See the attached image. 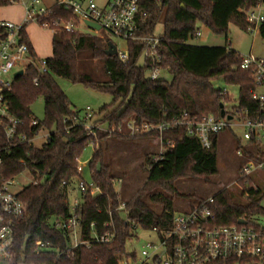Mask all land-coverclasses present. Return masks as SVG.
I'll list each match as a JSON object with an SVG mask.
<instances>
[{
	"label": "trees",
	"instance_id": "16d2710c",
	"mask_svg": "<svg viewBox=\"0 0 264 264\" xmlns=\"http://www.w3.org/2000/svg\"><path fill=\"white\" fill-rule=\"evenodd\" d=\"M259 4H264V0H161L159 3L142 0L143 10L155 12L159 18L165 13L159 53L161 68L171 75V81L150 80L149 70L140 63L144 44H128L127 62H122L117 55L109 57L106 34L68 33L58 26V22H73L79 26V19L72 10L58 3L51 7L48 21L57 33L52 40L53 54L47 58L48 72L40 74L36 66H31L26 75L15 80L8 95L12 113L21 121V133L32 138L40 127L51 132L49 141L40 148L26 143L12 150L3 168L7 180L28 172L40 181L38 185L26 186L19 194L26 214L16 227L10 264H120L124 259H135V255L127 253V245L135 237L137 226L155 232L159 237L173 228L175 200L188 198L179 192L177 183L181 180L209 181L219 173V135L213 138V146L207 150L196 137L188 135L186 127L173 128L162 137L165 142H174V148L161 159L159 156L156 160L146 158L143 168L147 172V181L130 201L124 202L116 192V180L110 174L102 149L108 133L99 131L100 141L97 142L87 136L82 125L70 127L71 123L69 126L64 124L66 119L80 116V112L74 109L57 79L112 95L113 105L101 109L103 117L100 121L107 129L116 127L123 132L128 131L127 125L132 120L139 125L162 124L178 119L184 113L193 121L205 116L220 118V106L224 104L226 108L230 99L226 90L216 88L215 82L219 80L239 88L240 108L255 110L258 104L251 96L255 88L252 73L241 68L242 55L231 48V43L228 42L226 47H202L190 42L198 38L200 25L227 38L231 24L249 30L245 13ZM9 5L11 0H0V9ZM26 29L23 30V41L35 58ZM258 31L264 39V22ZM35 78L39 80L38 85L34 83ZM39 97L44 100L45 116L35 127L31 126L35 119L31 106ZM123 135L125 133L115 130L114 138L131 139ZM160 136L153 133L141 138L159 139ZM93 141L96 151L89 166L92 184L100 187L101 194H86L81 198V239L94 241L95 234L106 231L107 223L116 231L117 239L107 245L92 242L89 248L85 245L74 247L73 235L56 228L55 222L70 216L74 184L78 179L83 180L78 172L81 156ZM5 142L0 132V143ZM247 154L255 158L252 152ZM99 164L101 172L98 171ZM238 182L246 188L249 203L234 204L227 190H222L209 205L213 213L211 225L233 226L240 220L248 221L249 216L264 215L262 191L251 187L250 177L240 178ZM206 201H199L186 213ZM122 204L125 208L120 210ZM39 241L48 244L47 250L40 254L36 250Z\"/></svg>",
	"mask_w": 264,
	"mask_h": 264
},
{
	"label": "built area",
	"instance_id": "2783aa9c",
	"mask_svg": "<svg viewBox=\"0 0 264 264\" xmlns=\"http://www.w3.org/2000/svg\"><path fill=\"white\" fill-rule=\"evenodd\" d=\"M160 2L161 0H154ZM19 3L25 9V19L22 24L0 20V132L6 142L0 143V261L9 262L13 258L15 244V231L19 222L26 214V207L19 197L20 192L13 190L17 184V178L5 179L3 168L8 155L12 150L19 149L23 144L34 145L37 139L49 141L51 132L40 127L32 138L20 132L21 121L11 110L8 95L17 79L16 73L23 71L24 75L31 66H36L40 74L48 72L47 59L35 60L30 54V47L23 41V30L31 23H36L42 29L49 31L53 36L57 29L53 27L48 18L50 9L42 6L41 0H11V4ZM142 0H61L59 5L72 10L79 19V26L73 22H58V26L68 33L82 32V26L100 34L102 31L116 46L117 56L122 62L129 60L128 44L131 42L144 44L141 63L149 70V78L159 81L162 56L159 46L162 36H155L156 23L153 14L141 8ZM264 5L259 4L248 10L246 21L250 25L249 31L255 33L264 22L261 14ZM259 12V13H258ZM86 22L97 24L100 31L92 29ZM200 33L197 34L200 37ZM126 43L127 51L118 49L113 41ZM241 68L252 73L255 88L251 92L252 99L258 104V108L250 110L238 107L227 116L233 117L229 121L227 117L216 118L205 116L201 120L193 121L186 113L182 117L168 123L139 125L132 120L128 123L127 135L131 138L141 137L153 133H159L161 144L160 159L175 144L172 141L165 142L162 135L173 128L186 127L189 136L196 137L202 146L210 150L213 146V138L220 135L232 126L244 128V140L252 147L255 158L249 157V161L241 171V178H249L253 173L264 171V58L254 55L241 56ZM35 85L39 84L38 78L34 79ZM238 117V119H236ZM70 127L83 126L87 136L97 139V132H112L98 126L94 122V113L90 108L85 116H75L64 121ZM39 121L34 119L31 126H38ZM67 126V129L69 128ZM94 146L95 143L91 142ZM81 162L78 166L79 174H83L84 167ZM25 173V172H24ZM23 174V173H22ZM35 179L31 184L38 185ZM65 185V183H64ZM75 190L71 194L70 216L66 220H58L55 227L69 231L73 235L74 247L85 245L91 247V243L111 244L117 239V233L109 223L105 224L106 231L101 235H94V241L81 239V222L79 209L83 195L101 194L98 185L88 184L82 179L76 181ZM258 191V189H256ZM249 196L248 193L245 195ZM214 202L211 198L194 211L176 215L173 228L162 232L158 244L149 243L143 247L142 255L145 261L139 264H149L152 253H162L154 258V264H264V226L251 224L246 220L244 225L216 227L211 225L213 213L209 207ZM125 204L120 206V210ZM95 224L92 225V228ZM48 244L39 241L36 244L37 253L47 250ZM152 251V252H151ZM134 260V259H133ZM120 264H130V258L124 259Z\"/></svg>",
	"mask_w": 264,
	"mask_h": 264
},
{
	"label": "rangeland",
	"instance_id": "374dc122",
	"mask_svg": "<svg viewBox=\"0 0 264 264\" xmlns=\"http://www.w3.org/2000/svg\"><path fill=\"white\" fill-rule=\"evenodd\" d=\"M98 1L101 2V0ZM55 3L56 0H41L42 6L47 9H50ZM20 7L22 8L23 6L19 3L3 7L0 9V17L9 20L11 17L21 13ZM261 14L264 15V10ZM152 17L156 23L154 34L155 36L160 37L164 33L165 13H163L160 18L157 13H154ZM27 27H29L31 40L37 52V54L35 53L36 57L34 59L46 60L51 57L53 54V35L49 31L39 27L36 23H31ZM199 27V33L201 35L190 42L192 45L202 47H211L212 45L215 47H226L229 42L231 43V48L242 56L254 55L256 57L264 58V39L258 30L255 33H251L249 30H243L242 28L231 24L227 38L226 36L214 34L204 25H200ZM82 31L87 34L95 35L94 31L85 26H82ZM101 34L105 33L102 31ZM113 41L118 45L119 50L127 51L126 43L118 40ZM31 57L32 56L29 58L31 59ZM140 62L143 63V60ZM160 79L171 81L172 77L167 72H162L160 74ZM57 81L61 89L69 97L74 109L80 112V116H85L86 110L90 108L94 113L95 124L107 129V126L100 121L103 117V114H101L100 111L105 106L113 105L114 98L112 95L92 88H87L81 84H74L66 79L58 78ZM215 86L217 89L226 90L229 93L230 101L226 104V110L228 112H232L234 108L238 107V87L227 86L221 80L216 81ZM31 111L36 120L44 119L45 104L42 97H39L32 104ZM236 119H238V117ZM113 129L119 133H125V135H123L125 137L128 136L126 135L128 131L123 132L122 129H117L116 127L108 130ZM244 131V128L232 126L219 135L217 140L219 173L216 176H213L209 181L181 180L177 183L179 192L183 196H188V198H177L175 200L176 215L190 211L191 208L201 200L214 198L222 190H227L228 195L234 204L247 205L249 203L248 198L245 196L246 188L238 182L241 178L242 169L249 161L247 153L252 149L247 141L244 140ZM98 132L97 142L100 141ZM100 132L108 133L109 136L105 138L106 140L102 144V149L106 157V163H108L110 167V174L116 180V192L124 202L130 201L146 183L147 172L144 170L143 166L147 163V157H151L154 160L158 158L161 151L160 141L156 138H141L142 136L137 139L131 138L129 140H120L114 138L115 133L104 132L102 130ZM45 143V139H37L34 142V145L40 148ZM95 151L96 147L89 143L81 156V164L83 166L86 165L84 167L82 178L88 184L93 183L92 171L89 164ZM147 168H149L148 165ZM33 180V176L30 173L25 172L17 178V184L14 186L13 190L15 192H20L26 186L30 185ZM250 180L252 188L262 191L261 206L264 208V171L253 173L250 176ZM248 221L251 224L264 226V215L249 216ZM159 242L160 237L158 234L152 231H146L140 226H137L135 237L127 245V253L130 256L135 255L136 257L135 259L130 257V264L144 262L145 258L142 255L143 247L149 243L158 244ZM161 254L162 253H152L151 259L147 262L149 264H154L153 261L155 256ZM0 264L10 263L0 261Z\"/></svg>",
	"mask_w": 264,
	"mask_h": 264
},
{
	"label": "water",
	"instance_id": "95a60500",
	"mask_svg": "<svg viewBox=\"0 0 264 264\" xmlns=\"http://www.w3.org/2000/svg\"><path fill=\"white\" fill-rule=\"evenodd\" d=\"M86 25H87L88 27L92 28V29L97 30V31H100V30H101V27H100L99 25H97V24H93V23H91V22H86ZM106 41H107V43H108V45H109V49H108V51H107V56H109V57H115V56L117 55V48H116V46L110 41V39H107ZM23 75H24V72H23V71H20V72L16 73V77H17V78H18V77H21V76H23ZM220 107H221V113H220V116H221L222 118L227 117V119H228L229 121H232V120H233V117L230 116V115L227 116V111H226L225 105L222 104ZM101 169H102V167H101V165L99 164V165H98V171L101 172ZM245 223H246V220H240V221H239V224L244 225Z\"/></svg>",
	"mask_w": 264,
	"mask_h": 264
},
{
	"label": "crops",
	"instance_id": "0c3cea01",
	"mask_svg": "<svg viewBox=\"0 0 264 264\" xmlns=\"http://www.w3.org/2000/svg\"><path fill=\"white\" fill-rule=\"evenodd\" d=\"M59 1H61V0H56V3L54 5H56ZM54 5H52V7ZM24 19H25V9L23 7L21 8V13L19 15H16L14 17H11L9 20H7V19H5L3 17H0V20H2V21H10V22H13L15 24H22L24 22ZM26 31H27L28 36L30 38V41L32 43L31 36H30V33H29V27H27ZM32 46H33V49H34L35 53L37 54L36 48L33 45V43H32ZM211 47H215V46L212 45Z\"/></svg>",
	"mask_w": 264,
	"mask_h": 264
}]
</instances>
